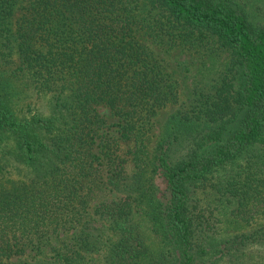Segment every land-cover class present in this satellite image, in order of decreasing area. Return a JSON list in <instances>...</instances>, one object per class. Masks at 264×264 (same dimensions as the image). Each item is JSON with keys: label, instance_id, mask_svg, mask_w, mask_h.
Masks as SVG:
<instances>
[{"label": "trees", "instance_id": "trees-1", "mask_svg": "<svg viewBox=\"0 0 264 264\" xmlns=\"http://www.w3.org/2000/svg\"><path fill=\"white\" fill-rule=\"evenodd\" d=\"M260 8L0 0V264H226L264 246V222L224 236L220 216L250 224L264 204ZM202 48L226 61L182 100L170 53Z\"/></svg>", "mask_w": 264, "mask_h": 264}, {"label": "rangeland", "instance_id": "rangeland-1", "mask_svg": "<svg viewBox=\"0 0 264 264\" xmlns=\"http://www.w3.org/2000/svg\"><path fill=\"white\" fill-rule=\"evenodd\" d=\"M253 11V8L251 9ZM261 12H255L257 18L264 20V9L260 8ZM172 59H177L179 62H186L188 65V70L183 68L174 69L177 74L179 85V97L185 100L190 95L191 81H200L202 78L210 77L217 73L223 66L227 58V53L225 51H216L212 48V53L210 50L202 48L201 52L187 51L183 49H176L170 53ZM205 75V76H203ZM174 105H169L167 108L162 109L156 118V124L150 138V147L154 145L158 134L160 133V124L165 119V117L172 111ZM106 114L109 113L108 109L102 108ZM106 195H112V193L98 192L92 196L90 199V207L99 199L105 197ZM251 216H254L253 222L250 224L243 222H236L233 217L227 215L226 211H221L220 216L225 219L222 224L223 230L222 235L226 236L232 232L246 230L252 226L259 225L264 222V204L262 208L260 207L259 213L254 211ZM149 233V232H148ZM151 235V233H150ZM148 237V236H147ZM48 252V250H45ZM98 255H94L93 258L89 259L85 264H96L98 262ZM226 264H264V246L251 245L244 251L236 253L233 256L228 257Z\"/></svg>", "mask_w": 264, "mask_h": 264}]
</instances>
